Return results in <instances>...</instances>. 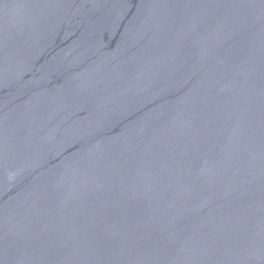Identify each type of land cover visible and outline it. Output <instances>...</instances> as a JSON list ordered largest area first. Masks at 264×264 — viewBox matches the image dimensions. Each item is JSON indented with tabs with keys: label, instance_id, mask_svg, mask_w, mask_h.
I'll use <instances>...</instances> for the list:
<instances>
[{
	"label": "water",
	"instance_id": "water-1",
	"mask_svg": "<svg viewBox=\"0 0 264 264\" xmlns=\"http://www.w3.org/2000/svg\"><path fill=\"white\" fill-rule=\"evenodd\" d=\"M0 264H264V0H0Z\"/></svg>",
	"mask_w": 264,
	"mask_h": 264
}]
</instances>
